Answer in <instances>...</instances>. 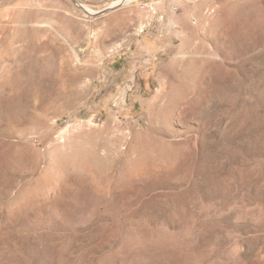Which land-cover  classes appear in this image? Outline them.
I'll list each match as a JSON object with an SVG mask.
<instances>
[{"label": "rangeland", "instance_id": "374dc122", "mask_svg": "<svg viewBox=\"0 0 264 264\" xmlns=\"http://www.w3.org/2000/svg\"><path fill=\"white\" fill-rule=\"evenodd\" d=\"M141 1L0 0V264H264V0Z\"/></svg>", "mask_w": 264, "mask_h": 264}, {"label": "built area", "instance_id": "2783aa9c", "mask_svg": "<svg viewBox=\"0 0 264 264\" xmlns=\"http://www.w3.org/2000/svg\"><path fill=\"white\" fill-rule=\"evenodd\" d=\"M137 4L138 8L146 13H149L157 18L159 22H163L164 14L162 12H159L158 10V4L154 1H141V0H119L117 5L120 6H126L130 4ZM172 10H177L178 7L176 5H173Z\"/></svg>", "mask_w": 264, "mask_h": 264}, {"label": "bare ground", "instance_id": "6f19581e", "mask_svg": "<svg viewBox=\"0 0 264 264\" xmlns=\"http://www.w3.org/2000/svg\"><path fill=\"white\" fill-rule=\"evenodd\" d=\"M82 6V5H81Z\"/></svg>", "mask_w": 264, "mask_h": 264}]
</instances>
